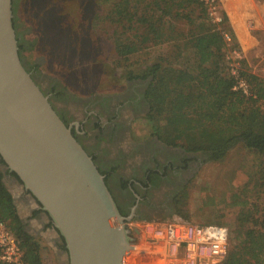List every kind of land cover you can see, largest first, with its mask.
Masks as SVG:
<instances>
[{
	"label": "trees",
	"instance_id": "trees-1",
	"mask_svg": "<svg viewBox=\"0 0 264 264\" xmlns=\"http://www.w3.org/2000/svg\"><path fill=\"white\" fill-rule=\"evenodd\" d=\"M18 1L12 0L13 27ZM214 4L218 0H119L97 13L93 25L101 42L112 48L119 60L169 45L150 64L126 76L150 79L145 89L149 106L145 118L151 134L186 151L207 152L215 161L236 144L254 157L247 181L220 198L223 207L207 223L225 226L228 239L230 232L244 228L242 238L236 234L231 238L235 242L218 264H264V132L246 123L248 117L264 109V77L249 72L243 60H237L239 66L232 65L235 60L230 56L239 51V45L224 11L220 10L218 22L209 16ZM232 70L247 82L249 94L234 89L237 78ZM187 118H200L202 123L191 126ZM219 127L223 139L215 145L203 144V137ZM247 183L257 188L254 194H247ZM187 198L185 187L173 198L175 214L184 222L189 218ZM202 202L205 206L217 204L212 197ZM232 209L237 225L230 231L222 220ZM0 220L22 251L19 262L0 259V264H43L39 241L24 230L1 170Z\"/></svg>",
	"mask_w": 264,
	"mask_h": 264
},
{
	"label": "rangeland",
	"instance_id": "rangeland-1",
	"mask_svg": "<svg viewBox=\"0 0 264 264\" xmlns=\"http://www.w3.org/2000/svg\"><path fill=\"white\" fill-rule=\"evenodd\" d=\"M117 1L119 0H19L14 12L15 25L19 33L24 31L22 39L27 46L20 49L19 56L29 63H36L38 71L68 89L74 96L87 98L94 95L103 98L121 93L126 88L125 80L128 79L126 76L129 71L138 72L143 69L158 55L166 52L169 45L154 46L127 60L115 57L112 48L101 42L93 24L97 13H103V10ZM220 10L226 13L239 45V51L230 56L232 62L235 60L232 65L239 66L243 60L249 72L264 77V0H218V4L209 7V16L214 21H220ZM96 107L93 105L91 110L97 111ZM185 120L191 126L202 123L200 118ZM246 123L264 132V109L259 115L248 117ZM132 132L134 139L148 138L151 134L148 120L138 118L133 121ZM88 135L91 136L92 131H88ZM224 136L219 127L211 135L203 137V144L215 145ZM98 145L103 146V141H99ZM253 158L237 144L219 161L205 157L185 185L188 194L185 205L189 213L188 222L208 224L207 221L214 219L216 210L223 207L220 198H226L247 181ZM246 187L247 194H254L257 190L251 183H247ZM10 190L13 191V188ZM207 197H212L217 204L205 206L202 199ZM17 202V211L22 214L23 206L19 204L20 201ZM172 204V209L160 210L143 220L131 219L126 222L130 235L135 239L134 248L137 246L140 250L129 254V258L125 257L124 264H164L154 255L160 250L158 245L152 251L142 247L148 243V238L145 239L140 228L144 221H183L175 214V206ZM234 211L232 209L222 220L230 231L232 226L235 229L237 225ZM33 221L31 219V225L36 227L37 223ZM132 225L136 228H131ZM243 229L230 232L228 249L235 242V239H231L235 234L238 239L242 238ZM31 234L39 241L43 264H61L62 259L57 257V248L47 231H31ZM63 264L66 263L63 261Z\"/></svg>",
	"mask_w": 264,
	"mask_h": 264
},
{
	"label": "water",
	"instance_id": "water-1",
	"mask_svg": "<svg viewBox=\"0 0 264 264\" xmlns=\"http://www.w3.org/2000/svg\"><path fill=\"white\" fill-rule=\"evenodd\" d=\"M0 157L1 170L15 173L63 237L69 264H124L134 248L132 214L120 213L93 159L25 69L12 0H0Z\"/></svg>",
	"mask_w": 264,
	"mask_h": 264
},
{
	"label": "flooded vegetation",
	"instance_id": "flooded-vegetation-1",
	"mask_svg": "<svg viewBox=\"0 0 264 264\" xmlns=\"http://www.w3.org/2000/svg\"><path fill=\"white\" fill-rule=\"evenodd\" d=\"M14 28L20 51L27 47L22 39L24 31L19 33L16 25ZM20 58L53 109L93 159L124 216L132 214L131 219L143 220L155 212L173 208L174 196L185 187L209 153L186 151L153 134L144 140L134 139L133 121L145 118L149 109L145 98L149 77L126 79V88L121 93L80 98L38 71L36 63ZM92 104L98 107L97 111L91 110ZM88 131H92L91 136ZM99 141H103V146L98 145ZM0 163L4 164L1 157ZM2 173L7 188H13L16 209L17 201L23 206V213L18 215L24 230L29 234L47 231L57 248V257L62 259L61 264L63 261L69 264L65 241L54 229L50 217L31 205V193L23 186L19 188L21 182L14 172L6 168ZM31 219L37 223L36 227L31 225Z\"/></svg>",
	"mask_w": 264,
	"mask_h": 264
},
{
	"label": "built area",
	"instance_id": "built-area-1",
	"mask_svg": "<svg viewBox=\"0 0 264 264\" xmlns=\"http://www.w3.org/2000/svg\"><path fill=\"white\" fill-rule=\"evenodd\" d=\"M232 74L237 78L234 89L249 94L246 81L235 70ZM131 228L136 227L132 225ZM140 229L148 243L160 247L154 255L164 264H218L228 250V229L218 224L172 219L161 223L144 221ZM21 254L15 236L0 220V259L5 263H16Z\"/></svg>",
	"mask_w": 264,
	"mask_h": 264
},
{
	"label": "bare ground",
	"instance_id": "bare-ground-1",
	"mask_svg": "<svg viewBox=\"0 0 264 264\" xmlns=\"http://www.w3.org/2000/svg\"><path fill=\"white\" fill-rule=\"evenodd\" d=\"M143 248H146V250H154L155 248L157 249L158 247H157V245H149L148 243H146V244H144L143 246H142ZM160 248V247H159ZM137 250H140V249H138V247L137 246H135V248H133L132 250H130L126 255H125V257H128L129 256V254L131 255V254H134V252L136 251L137 252ZM159 250V249H158ZM141 252V251H140ZM129 258V257H128Z\"/></svg>",
	"mask_w": 264,
	"mask_h": 264
}]
</instances>
